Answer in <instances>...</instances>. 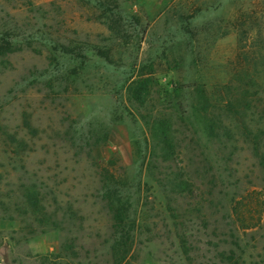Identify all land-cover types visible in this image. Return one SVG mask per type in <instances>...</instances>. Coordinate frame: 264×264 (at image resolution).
Listing matches in <instances>:
<instances>
[{"label":"rangeland","instance_id":"obj_1","mask_svg":"<svg viewBox=\"0 0 264 264\" xmlns=\"http://www.w3.org/2000/svg\"><path fill=\"white\" fill-rule=\"evenodd\" d=\"M142 77L174 161L130 99ZM263 162L264 0H0V264H116L102 183L128 204L120 264H264Z\"/></svg>","mask_w":264,"mask_h":264},{"label":"trees","instance_id":"obj_2","mask_svg":"<svg viewBox=\"0 0 264 264\" xmlns=\"http://www.w3.org/2000/svg\"><path fill=\"white\" fill-rule=\"evenodd\" d=\"M152 85L153 80L151 78L142 77L133 81L129 85L128 91L131 101L139 110L138 112L141 119L144 121L150 132L153 151L157 152V157L162 161L171 162L175 160L178 154L176 146L177 140L175 137L176 131L174 130L169 117H162L160 113L161 111L158 112L159 114H153L152 109H148V105L151 102L150 97ZM196 92L198 96L197 109L201 115L205 134L208 139H217L220 144L224 145V136L226 135L227 128L224 127L222 120L214 112V105L203 87H197ZM177 107L178 109L182 107L180 102L176 103V110H178ZM262 168L264 170V162L262 163ZM179 172L180 170L178 168V170L173 173V179L169 182L172 191L175 193H181L184 190L188 191L191 186L189 180L183 177ZM101 192V198L108 210L114 233V241L111 245L113 257L116 264H120L128 254L132 237L130 228L126 226L128 204L122 200L117 191L103 183ZM25 198L27 199V202H33L35 205L39 204L36 196H34L30 190L26 193Z\"/></svg>","mask_w":264,"mask_h":264}]
</instances>
